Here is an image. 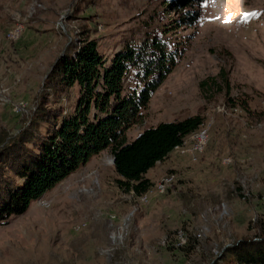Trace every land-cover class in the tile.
I'll list each match as a JSON object with an SVG mask.
<instances>
[{
  "label": "rangeland",
  "instance_id": "rangeland-1",
  "mask_svg": "<svg viewBox=\"0 0 264 264\" xmlns=\"http://www.w3.org/2000/svg\"><path fill=\"white\" fill-rule=\"evenodd\" d=\"M175 1L0 0V132L17 134L41 106L74 109L79 88L57 90L49 75L83 39L111 61L149 34L184 54L128 141L198 114V132L211 125L202 153L189 152L197 132L149 172L155 186L144 197L118 189L109 151L94 156L26 214L0 223V264H215L255 237L264 221V0H208L195 28H177ZM222 70L229 95L202 91ZM166 178L173 185L157 193Z\"/></svg>",
  "mask_w": 264,
  "mask_h": 264
},
{
  "label": "trees",
  "instance_id": "trees-1",
  "mask_svg": "<svg viewBox=\"0 0 264 264\" xmlns=\"http://www.w3.org/2000/svg\"><path fill=\"white\" fill-rule=\"evenodd\" d=\"M207 1L176 0L173 9L181 12L177 28L197 27L200 7ZM98 46L96 40L83 39L73 54L57 61L49 75L57 90L79 88L71 112L41 106L17 134L0 132V223L26 214L33 202L104 151L115 158L118 189L144 197L155 186L147 178L149 171L183 147L204 124L201 114L163 122L129 142L128 131L143 123L153 95L184 52L160 34L126 43L111 61ZM200 88L229 95L231 83L222 70L202 81ZM256 229L255 237L227 247L215 264H264V221Z\"/></svg>",
  "mask_w": 264,
  "mask_h": 264
},
{
  "label": "bare ground",
  "instance_id": "bare-ground-1",
  "mask_svg": "<svg viewBox=\"0 0 264 264\" xmlns=\"http://www.w3.org/2000/svg\"><path fill=\"white\" fill-rule=\"evenodd\" d=\"M210 126L203 127L197 134L195 139V144L193 147L189 150V152L196 151L202 153L205 149V147L209 143V130ZM193 153V152H192ZM174 179L173 178H166L163 182H161L159 185H157L155 188V191L159 194H165L173 185Z\"/></svg>",
  "mask_w": 264,
  "mask_h": 264
},
{
  "label": "crops",
  "instance_id": "crops-1",
  "mask_svg": "<svg viewBox=\"0 0 264 264\" xmlns=\"http://www.w3.org/2000/svg\"><path fill=\"white\" fill-rule=\"evenodd\" d=\"M174 152H175V151H174ZM174 152H173V153H174ZM173 153H172V154H173ZM172 154H171V155H172ZM171 155H170V156H171ZM160 164H161V163H160ZM157 165H158V164H157ZM156 167H157V166H156ZM149 172H153V169H152V170H150ZM76 173H77V172H76ZM76 173H75V174H76ZM75 174H73V175H71V176H74ZM147 178L151 179V177H150L149 173L147 174Z\"/></svg>",
  "mask_w": 264,
  "mask_h": 264
},
{
  "label": "water",
  "instance_id": "water-1",
  "mask_svg": "<svg viewBox=\"0 0 264 264\" xmlns=\"http://www.w3.org/2000/svg\"><path fill=\"white\" fill-rule=\"evenodd\" d=\"M112 163H113V165H114V163H115V158L112 159Z\"/></svg>",
  "mask_w": 264,
  "mask_h": 264
}]
</instances>
